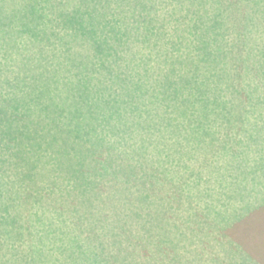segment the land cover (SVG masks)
Here are the masks:
<instances>
[{
  "label": "rangeland",
  "instance_id": "374dc122",
  "mask_svg": "<svg viewBox=\"0 0 264 264\" xmlns=\"http://www.w3.org/2000/svg\"><path fill=\"white\" fill-rule=\"evenodd\" d=\"M136 2H144L145 8L138 7L151 18L156 17L151 24L161 35L148 39L149 35L142 31V27L136 30L141 21V18L136 22L133 19L132 4ZM27 3L28 0H0L2 99L24 95L36 84L34 77L43 71H51L52 76L55 71L61 70L58 74L66 77L56 81L50 77V85L55 88L54 91L61 88L63 93L82 77L77 71L90 55L94 60L88 64L93 69L90 75L92 78L96 76L93 80L89 78L91 84L102 81L105 86H113L109 90L98 91L101 96L96 99L107 101L116 96L122 101L138 100L145 108L139 117L158 120V123L159 119L170 120L166 126L160 127L159 124L148 129L141 128L139 133L145 136L146 144L139 142L138 138L139 143L123 139L122 129H119L121 124L111 131L104 123L97 127L98 134L118 149L131 154L138 149L137 153L133 152L134 158L131 156L135 163L137 160L141 162L136 180L130 181L131 184L125 183L130 191H123L121 199L115 198L119 191L125 189L122 173L117 181L106 177L101 184V197L112 196L116 200L113 204L107 199L106 208L101 211L108 215L109 221L117 223L115 238L123 240L124 233L137 242V264H264V72L261 76L255 75L258 70L256 62H259L258 58L260 61L263 59L259 56V48L264 43V14L263 8L262 11L260 9L264 5H259L257 9L252 7L253 19H247L249 33L247 30L246 39L248 37V46L253 51L248 61L254 71L242 72L243 86L239 89L236 85L227 87L228 83L224 80L219 82L216 74L219 66L209 63V59L204 60L202 50L196 47L198 43L194 40L197 33L192 29L181 31L188 28L191 17L198 18L206 8H212L208 1L200 12L199 0H112V6H117L120 11L118 23L109 18L113 21L112 26L117 25L125 32V26L129 25L133 32L123 34L124 44L112 40L116 47L104 56L93 53L90 36L67 43L70 34L75 33L74 28L61 24L55 17L54 11L58 6L55 0H41L38 4L39 17L35 18L37 22L28 28L22 21ZM190 7L193 12L198 10V14L186 16ZM15 8L22 12L15 14L18 18L8 14ZM230 10L227 9L228 12ZM40 12H43L42 16ZM36 23L38 26H35ZM176 28L182 34L181 38L174 37ZM224 28L227 30L224 39L230 40L235 29L234 22L228 19ZM172 41L176 44L178 41L177 50L171 49ZM250 48L242 50L241 47L242 53L247 55ZM185 53L191 55L186 56V60L199 59V67L190 59L177 64L176 72L172 73L176 84L181 85V76L183 80L192 76L197 82L196 86L188 84L184 90H178L179 94L191 97L187 103L180 102L181 107L190 108L181 112L167 108L164 102H156L157 98H164L163 90L164 94L174 93V87L165 89L160 82L167 84L170 80L167 70L172 56L180 54L179 58H183L181 56ZM231 64L230 71L239 82L241 66L238 62ZM237 80L234 78V82ZM115 85L120 92L128 86L136 93L128 97L117 94ZM198 85H201V90H198ZM251 86L258 88L261 97L246 98L243 93L251 92ZM88 91L91 94L93 88ZM239 92L243 94L241 98L237 97ZM164 101L172 102L169 97ZM25 107L23 104L16 108L8 106L11 110L14 108L23 112ZM0 176L8 183V192L0 197V264H89L84 250L78 248L77 252L70 254L72 244L70 247L71 238H68L72 236L65 229L75 232L77 243L82 246L78 232L85 243L92 244L94 236H100L103 231L102 222L96 223L92 218L95 221L94 231H90L79 228L82 226L78 225L75 213H67L66 217L46 213L48 226L40 221L34 224L32 213L40 206L34 208L31 203L22 204L11 187L15 176L10 171L7 173L1 165ZM37 178L42 193L47 194L50 191L47 181ZM25 188L28 190L27 186ZM68 188L71 189V186ZM64 198L71 202V208L75 206L79 209L81 196L78 192L73 190ZM119 201L132 210L125 221L126 211H121ZM58 205L54 206L57 210L63 208ZM101 207L102 203L94 209V213L98 214ZM91 234L93 236L89 238ZM107 245V250L113 252L112 243ZM63 246L67 250H62ZM124 246L129 248L130 245L125 243ZM81 248L84 249V246ZM130 261L133 264L132 257Z\"/></svg>",
  "mask_w": 264,
  "mask_h": 264
},
{
  "label": "trees",
  "instance_id": "16d2710c",
  "mask_svg": "<svg viewBox=\"0 0 264 264\" xmlns=\"http://www.w3.org/2000/svg\"><path fill=\"white\" fill-rule=\"evenodd\" d=\"M47 1L53 2V0ZM55 1L58 3L54 11L55 17L61 24H67L74 28L75 33L70 34L71 38L67 40V43H74L73 39L79 37L90 36L92 37L91 44L94 51L93 53L96 55H108L109 51L116 47V44L113 43L112 40H118L119 44H124L123 34L128 35V33L131 34L133 32L129 25H126L124 28L126 33L122 32L117 25L112 26L113 21L109 20V18L113 19L116 23H118L117 20L120 18V11L117 6H112V0ZM91 1H93V3ZM191 1L193 2V0ZM199 1V8L204 7L207 1L209 6L212 5V8L210 10L206 8L205 11H202L203 8L199 9L200 12L202 11L201 15H198V18L191 17L192 22L189 24L188 28H184L181 31L192 29L194 33L196 32L197 38L194 41L196 44L198 43L196 47L202 50L204 60L209 59V63L216 64L217 66L215 67L219 66V69H216L219 82L226 81V83H228L227 87L236 85V88L240 89L243 86V84H241L243 79L242 76H244L243 73H247V71L251 73L254 71L253 68L251 70V63L249 62L250 54L253 51L252 48L249 47L250 45L248 46V37L246 39L249 26V21L247 23V19H253L251 8L257 9L259 5H264V0ZM40 2L41 0H28L26 11L23 14L24 19L22 18L24 25L28 28L33 27L32 24L37 22L35 18L39 17L38 4ZM225 4L228 6H225ZM132 5L134 10L133 14L135 15L133 18L134 21L136 22L138 18H141L140 23L137 24L136 30L142 27V31H146L145 33L149 35L147 36L148 39L157 34L161 35L158 30H155L156 26L151 24L156 17L151 18L146 15L145 10L142 9L145 8L144 2H136ZM139 5L142 6V8L140 7L141 9L138 7ZM219 5H223V7L220 8ZM229 8L232 9L230 12L227 11ZM262 8L264 14V6L260 8L261 11ZM187 10L188 13L186 16L199 12L198 10L193 12L191 7L187 8ZM8 12L10 16H17V18L18 15L15 14L22 13L21 10L19 11L16 8L12 10V12ZM42 13L43 12H40V16L43 15ZM157 19H159L158 15ZM228 19L234 22L235 29L232 38H230V40H225L224 35L227 30L224 27L227 25ZM35 26H38V24L36 23ZM174 31V37H182V34L179 33V28H176ZM241 33L243 36L240 37ZM44 35L49 34L45 33ZM219 39L221 40L219 41ZM177 47L178 41L177 44L172 41L171 49L177 50ZM241 47L242 50L250 48L248 51L249 53L244 55ZM259 54L263 59L260 61V58H258L259 62H256L258 63V66H256L258 70L257 72L255 71L256 76L257 74L261 76L262 72H264L263 42L259 48ZM69 56L71 57V55ZM92 56L94 57L95 55ZM186 56L191 55L190 53H185V56H181L183 58H179L180 54L172 56L169 63V70H167L170 72L167 77L170 80L167 81V84L160 82V85L164 86L165 89L171 88V86L172 88L174 87V93L170 92L169 94H164V90L162 93L164 98L169 97L172 102H166L162 97L157 98L158 100L156 102H164L163 104L167 105V108L172 107L176 111L181 112H186V110L190 108L181 107L182 104L180 102L183 101L187 103V100H190L191 97L189 96L188 98L187 95L183 96V93L179 94L178 90H184L188 84L196 86L197 82H195V79L193 80L192 76H186V80L184 79L186 83H184L183 76H181L179 79H182L183 82L181 81V85L176 84V79L173 78L172 73L176 72L177 64L187 62L190 59L192 64L199 67V59L190 58L186 60ZM81 60H83V58ZM92 60V57L88 55L87 60L82 63L84 66L80 68V71H77L78 76L82 77H80L76 83L70 84L69 88L67 87L66 91L63 93L61 88L60 91L59 88L54 91L55 88L50 85V77H54L55 81L60 80V77L61 79L66 77L58 74L61 70L55 71V76L53 74L51 76V71L47 72L42 70L43 72L38 73L34 77L36 84L33 88L26 91L24 95H17L12 99L7 98V101L2 99L3 97L0 95V165L3 166V169L6 170L7 173L10 171L15 176V181H13L11 187L15 190L14 195L19 196L21 199L22 204L28 202L31 203L34 208L40 206V209L32 213L34 224L35 221H40L42 225L48 226L50 223L47 221L46 213L55 216L59 214L64 217L70 213H75V215L78 216V225L83 227L79 228L89 229L90 231H94L93 225L95 221H92V218L96 220V223L102 222L103 231L100 236H94L95 238L93 239H95V242H92V244L85 243L81 233L78 232L81 235L78 234V238L82 240L81 244L84 246V249L77 243L75 232L72 233L69 229H65L67 233L72 236L68 238H71L69 241L70 247L72 244L70 254L73 255V252H77L76 249L80 248V251L84 250L87 254L86 258L89 259V264H130L131 261L129 262V258L131 257L133 258L132 263L137 264V257L139 255L136 245L137 242L133 237L130 238L129 236L128 238L124 233H122L124 236L122 237L123 240L117 237L115 238V231L118 228L117 223L113 222V220L109 221L108 215L101 211L106 208L107 199L113 204L116 203V200L112 196L101 197L103 192L101 184L106 177L114 178V180L117 181L119 178L118 176L122 174L125 176L124 184L126 182L131 184L130 181L136 180V172L141 162L136 159L137 163H135L133 152L137 153L138 149L133 151L132 154L129 151L120 150L114 144H109L110 142H108L103 135L98 134L100 132H97V129L101 123H104L109 131H111L110 129L117 128L118 124H121V128L119 129H122L121 133L124 135L122 137L123 139L127 138L131 140L130 142L134 143L139 140V142L146 144L147 140L142 132L139 133V130L141 128L148 129L150 126L153 127L159 124L160 127L163 125L166 126L167 122L170 124V120L165 121L162 118L163 120L159 119L158 123V120L152 121L148 120L146 117H139L138 115H142L145 108L142 107L143 103L138 100L122 101L116 96H113L107 101L96 99L97 96H101V93H98V91L100 92L103 89L109 90L113 86H105L102 81L100 84L99 82H93V84H91L89 78L92 80L96 78V76L92 78L90 75L93 69H91L88 64H90ZM232 62L233 64L234 62H238V65L241 66V77L239 76L240 83L230 71ZM60 66V68H63V65ZM209 69L211 70V68ZM94 71L96 70L94 69ZM234 78L237 82H234ZM39 80H42V84H40ZM202 82H204V80ZM114 87L117 86L115 85ZM91 88H93V91L89 94L88 90ZM125 89L126 90L120 92L117 87L116 92L117 94L122 93L126 97H128V95L132 96V93H136L133 88H128V86H126ZM198 90H201V85H198ZM243 94L246 98L249 97V99L261 97V93L255 86H251V92H245ZM243 94L239 92L237 97L241 98ZM22 104L26 106L24 112L14 109L16 106ZM158 105L160 106L161 104ZM8 106H13V110L9 109ZM106 143H108L109 146L106 145ZM149 175L151 174L147 176ZM37 177L42 179V181H47V185L50 186H47V188L50 189L47 194L42 193ZM128 184H125V189H122V192L119 191L118 195H115L116 199H121V195L124 193L123 191H130ZM25 186H27L28 190H26ZM69 186H71V189L68 188ZM73 190L78 192L81 196V200H79L78 203L80 206L77 205L80 210L75 206L71 208V202H69L67 198H64L65 194L70 195V192ZM33 191L36 194H34ZM7 192L8 183L0 176V197H4ZM11 197L12 195L10 198ZM15 199H13V201ZM98 200H100V202L97 204ZM101 203L102 207L100 211L98 214H95L94 209ZM118 204L122 205L121 211H126L125 221L126 218L130 216L129 211L132 212V210H129V208L120 201ZM56 205L65 208L59 207V210H57L54 207ZM116 206L117 210H119L120 207L118 205ZM12 207L13 206H11V209ZM5 211H7V209ZM54 211L57 212L55 213ZM135 215H137L136 212ZM3 221L6 222L5 219H3ZM92 236L93 234H91L89 238H92ZM104 239L108 242H105ZM107 243H112V246H114L113 252L107 250ZM125 243L130 245L129 248L128 246H124ZM65 246L62 247V250H67ZM70 247L68 246V249H70ZM80 253L82 254V252Z\"/></svg>",
  "mask_w": 264,
  "mask_h": 264
}]
</instances>
